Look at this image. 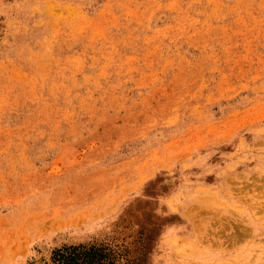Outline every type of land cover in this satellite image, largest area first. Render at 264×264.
Returning a JSON list of instances; mask_svg holds the SVG:
<instances>
[{
    "label": "rangeland",
    "instance_id": "rangeland-1",
    "mask_svg": "<svg viewBox=\"0 0 264 264\" xmlns=\"http://www.w3.org/2000/svg\"><path fill=\"white\" fill-rule=\"evenodd\" d=\"M264 264V0H0V264Z\"/></svg>",
    "mask_w": 264,
    "mask_h": 264
},
{
    "label": "trees",
    "instance_id": "trees-1",
    "mask_svg": "<svg viewBox=\"0 0 264 264\" xmlns=\"http://www.w3.org/2000/svg\"><path fill=\"white\" fill-rule=\"evenodd\" d=\"M103 256L95 250L72 249L57 252L53 264H102Z\"/></svg>",
    "mask_w": 264,
    "mask_h": 264
}]
</instances>
